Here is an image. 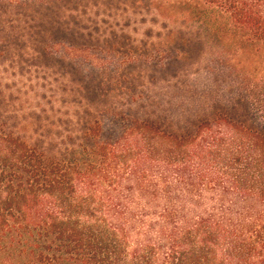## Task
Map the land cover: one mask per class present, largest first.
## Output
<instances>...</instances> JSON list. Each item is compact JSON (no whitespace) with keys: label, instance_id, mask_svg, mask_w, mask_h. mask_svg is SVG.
Wrapping results in <instances>:
<instances>
[{"label":"rangeland","instance_id":"1","mask_svg":"<svg viewBox=\"0 0 264 264\" xmlns=\"http://www.w3.org/2000/svg\"><path fill=\"white\" fill-rule=\"evenodd\" d=\"M259 84L261 43L168 19L152 0H0V137L13 134L48 160L84 162L91 184L83 200L125 236L106 264H162L174 250L179 264H194L182 247H199L191 233L223 221L246 234L264 220V202L224 178L201 181L144 159L135 165L127 160L137 156L132 146L94 149L89 128L99 123L100 139L116 138L148 121L191 136L226 115L264 135L252 103ZM201 249L208 262L229 264L218 241ZM1 253L0 264H21Z\"/></svg>","mask_w":264,"mask_h":264},{"label":"trees","instance_id":"2","mask_svg":"<svg viewBox=\"0 0 264 264\" xmlns=\"http://www.w3.org/2000/svg\"><path fill=\"white\" fill-rule=\"evenodd\" d=\"M152 5L168 19L203 22L216 34H240L264 46V0H152ZM259 85L262 88L252 103L264 119V84ZM88 137L94 149L132 146L137 156L127 160L135 165L144 159L201 181L209 178L216 183L224 178L236 192L264 202V135L226 115L200 123L191 136L133 121L116 138L100 139L99 123L89 128ZM10 159L12 167H0V258L6 250L21 264H106L104 259L112 258L110 247L125 236L121 228L105 225L108 214L91 209V203L83 200L91 184L84 162L45 159L21 138L6 134L0 137V165ZM163 179L168 185V179ZM46 201L49 208L44 207ZM209 229L191 233L198 248L182 246L194 264L217 263L200 256L210 240L221 244L218 254L223 263L264 264V220L246 234H239L235 226L225 229L223 221ZM15 245L22 247L12 249ZM178 260L174 250L162 264H179Z\"/></svg>","mask_w":264,"mask_h":264}]
</instances>
